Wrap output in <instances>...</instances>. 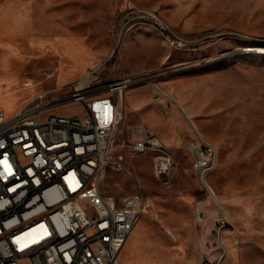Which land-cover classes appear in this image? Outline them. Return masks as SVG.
Here are the masks:
<instances>
[{
	"label": "rangeland",
	"instance_id": "obj_1",
	"mask_svg": "<svg viewBox=\"0 0 264 264\" xmlns=\"http://www.w3.org/2000/svg\"><path fill=\"white\" fill-rule=\"evenodd\" d=\"M254 46L264 0H0V106L13 113L104 60L135 76L121 135L145 122L172 154L158 175L154 152L125 151L102 178L108 194L154 199L130 242L143 241L136 260L264 264V49ZM205 141L218 150L212 189L193 165Z\"/></svg>",
	"mask_w": 264,
	"mask_h": 264
},
{
	"label": "built area",
	"instance_id": "obj_2",
	"mask_svg": "<svg viewBox=\"0 0 264 264\" xmlns=\"http://www.w3.org/2000/svg\"><path fill=\"white\" fill-rule=\"evenodd\" d=\"M107 65L43 88L13 113L0 106V264H121L136 222L153 205L144 191L115 196L101 188L125 151L154 152L158 175L172 165L149 124L129 125L121 135L125 93L136 77ZM73 101L81 112L56 110ZM193 156L195 173L212 189L207 176L217 147L199 143Z\"/></svg>",
	"mask_w": 264,
	"mask_h": 264
},
{
	"label": "crops",
	"instance_id": "obj_3",
	"mask_svg": "<svg viewBox=\"0 0 264 264\" xmlns=\"http://www.w3.org/2000/svg\"><path fill=\"white\" fill-rule=\"evenodd\" d=\"M138 233H139V221L134 226V229L131 232L130 236L128 237L126 244H125V246L121 252V264H142L136 260L137 254H135L132 247L137 245V244H141L140 242H143V241H141L140 239H136L137 241H135V242H139V243H136V244L131 243L130 244L131 240L136 238ZM144 264H147V263H144Z\"/></svg>",
	"mask_w": 264,
	"mask_h": 264
},
{
	"label": "bare ground",
	"instance_id": "obj_4",
	"mask_svg": "<svg viewBox=\"0 0 264 264\" xmlns=\"http://www.w3.org/2000/svg\"><path fill=\"white\" fill-rule=\"evenodd\" d=\"M182 42L184 43L185 41H182V40H181V42H179V43H180V44H183ZM251 49H257V50H258V49H264V46H258V47H255V46H254V47H252ZM163 91H164V90H163ZM165 92H166V91H165ZM133 229H134V228H133ZM132 231H133V230H132Z\"/></svg>",
	"mask_w": 264,
	"mask_h": 264
}]
</instances>
